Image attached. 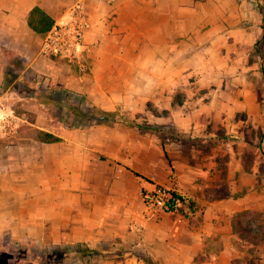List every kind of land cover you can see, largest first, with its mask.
Masks as SVG:
<instances>
[{"label": "crops", "instance_id": "0c3cea01", "mask_svg": "<svg viewBox=\"0 0 264 264\" xmlns=\"http://www.w3.org/2000/svg\"><path fill=\"white\" fill-rule=\"evenodd\" d=\"M77 1L88 23L78 59L43 55L29 11L63 24ZM261 2L0 0V99L30 112L12 142L0 139V241L105 251L77 264H264V241L241 236L249 211L264 221ZM16 82L29 92L7 87ZM44 88L142 127L61 125L42 109ZM155 183L191 209H149L139 193Z\"/></svg>", "mask_w": 264, "mask_h": 264}, {"label": "built area", "instance_id": "2783aa9c", "mask_svg": "<svg viewBox=\"0 0 264 264\" xmlns=\"http://www.w3.org/2000/svg\"><path fill=\"white\" fill-rule=\"evenodd\" d=\"M87 24L84 4L82 1H77L70 8L69 21L63 24H54L43 35L41 53L52 59L77 60ZM80 68L84 72L88 70L85 63L81 64ZM27 122V115L17 114L12 109L3 108L0 103V139L12 142L19 135L22 123ZM139 197L153 211L178 214L185 213L192 207L189 197L156 183L150 189H142Z\"/></svg>", "mask_w": 264, "mask_h": 264}, {"label": "trees", "instance_id": "16d2710c", "mask_svg": "<svg viewBox=\"0 0 264 264\" xmlns=\"http://www.w3.org/2000/svg\"><path fill=\"white\" fill-rule=\"evenodd\" d=\"M258 10L262 16V19L264 20V0H262V2L258 4ZM27 23L34 32L43 36L54 25V20L42 8L35 6L29 11ZM67 95L72 97L73 100L76 101L79 100L78 97L72 92H68L66 90L57 91L51 88L48 89L44 88L38 91L37 98L44 104L48 105L49 107H51L53 104V107L55 108V109L53 108L54 110L51 108H47L46 110L47 113H52L51 111H55L62 106V104L64 103V96ZM71 110L74 111L77 114V116L81 115L82 119L78 121L77 118H75L72 120L70 124L68 123L69 125L67 123L65 124L70 127H85L92 123L112 124L115 122H124L129 127H135V128L142 127L141 124L131 120L125 114L119 113V111H105L95 108L79 109V107H73V109ZM34 137L36 140L41 142L59 141L58 136L54 135L51 132L39 130V129H36L34 131ZM189 209H191V207ZM249 213L256 214L258 212L249 211ZM241 236L255 244L262 243L264 241V230H261L258 227L254 228L253 226L243 227L241 229ZM104 252L100 249L90 248L85 244L75 245L72 248L66 246L64 248L65 258L69 260L71 259L73 262H78V263L89 262L95 259L96 257L103 255ZM0 264H9V263L5 261ZM10 264H14V263H10Z\"/></svg>", "mask_w": 264, "mask_h": 264}, {"label": "rangeland", "instance_id": "374dc122", "mask_svg": "<svg viewBox=\"0 0 264 264\" xmlns=\"http://www.w3.org/2000/svg\"><path fill=\"white\" fill-rule=\"evenodd\" d=\"M22 80L24 79L22 78ZM7 87L11 89L17 88L18 91L23 94L29 92L28 89H26L24 86L19 85L18 82L12 85L8 84ZM14 100H15L14 97L9 96L8 98L0 99V103L3 106V108L12 109L17 114L24 113L25 115H27L28 119H30V115H29L30 112L23 111L20 107H17V104L14 103ZM44 105L46 107L44 108L45 111L47 110V108H51V109L54 108L53 104L51 107H49L46 104ZM78 106H82L83 109L85 108L92 109L89 105V101L83 95L79 96L78 102L76 100H73L72 97H70L69 95H67L64 96V103L62 104V106L59 109L55 111H51L52 113H48V114L50 115L51 118L59 120L61 122V125H64L66 123L70 124L72 120L75 118H77L78 121L82 119L81 115L77 116V114L71 110L73 109V107H78ZM27 126H29L27 123H22L20 127V132L23 131V129L26 128ZM248 214H249L248 218L254 217L255 220L251 223L249 219L247 226L257 225L258 228L264 230V221L256 219L258 213L256 214L248 213ZM4 240L5 241L10 240L11 244L7 246ZM4 240L0 241V263H3L5 261L9 264L10 263H14V264L15 263L17 264H68V263L77 264L78 263V262H73L71 259L69 260L65 258L64 248L62 246H56V247L47 246L39 243H32L30 240L27 242L26 239H24V242L22 244H16L15 242L13 244L12 243L13 240L17 241L14 238H4Z\"/></svg>", "mask_w": 264, "mask_h": 264}]
</instances>
